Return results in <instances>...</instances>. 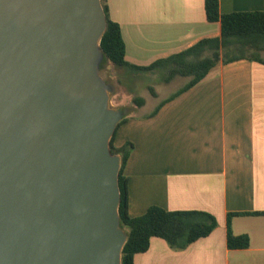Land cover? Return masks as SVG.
Wrapping results in <instances>:
<instances>
[{"label": "water", "instance_id": "95a60500", "mask_svg": "<svg viewBox=\"0 0 264 264\" xmlns=\"http://www.w3.org/2000/svg\"><path fill=\"white\" fill-rule=\"evenodd\" d=\"M106 28L102 0H0V264H122Z\"/></svg>", "mask_w": 264, "mask_h": 264}, {"label": "crops", "instance_id": "0c3cea01", "mask_svg": "<svg viewBox=\"0 0 264 264\" xmlns=\"http://www.w3.org/2000/svg\"><path fill=\"white\" fill-rule=\"evenodd\" d=\"M107 4L125 42L128 65L115 66L130 93L173 80L165 81L164 69L142 71L132 65L149 66L203 38L221 35V23L207 19L205 0ZM219 6L222 13L264 11V0H219ZM147 77L155 78L141 85ZM186 78L153 109L141 110L145 98L143 105L125 114L113 144L131 145L124 166L131 217L151 206L198 210L211 214L216 226L184 249L152 237L148 250L135 254L134 264H264V63H221L167 100L189 81ZM242 212L250 213L235 214ZM229 229L247 235L249 246L230 248Z\"/></svg>", "mask_w": 264, "mask_h": 264}, {"label": "trees", "instance_id": "16d2710c", "mask_svg": "<svg viewBox=\"0 0 264 264\" xmlns=\"http://www.w3.org/2000/svg\"><path fill=\"white\" fill-rule=\"evenodd\" d=\"M102 3L107 17V28L101 39L105 60L119 67L128 65L125 60V42L120 24L110 17L107 0H102ZM205 10L209 21L221 23L219 37L203 38L191 47L169 57L161 58L149 66L132 65L135 69L142 71L164 69L163 76L166 82H170L177 76L189 77V81L167 100L198 83L213 67L221 63L241 59L264 63V11L222 13L219 0H205ZM150 90L155 94L152 87ZM134 103L141 106L145 103V98L135 96ZM163 103L164 101L155 108L152 114H155ZM125 120L124 116L119 125ZM113 141L114 137L111 142L112 151L122 157L119 176L121 188L119 213L121 225L128 233V239L122 251V264H134L135 254L148 250L152 237H162L171 247L184 249L190 243L208 236L213 231L216 220L204 211L166 210L159 206H151L143 215L131 217L128 214L127 178L124 176V166L131 145L118 148ZM248 213L250 212L235 214ZM254 213L259 214L260 212ZM232 215L234 214H230V217ZM249 244L250 240L247 235H234L229 229L228 246L230 248H247Z\"/></svg>", "mask_w": 264, "mask_h": 264}, {"label": "rangeland", "instance_id": "374dc122", "mask_svg": "<svg viewBox=\"0 0 264 264\" xmlns=\"http://www.w3.org/2000/svg\"><path fill=\"white\" fill-rule=\"evenodd\" d=\"M101 77L108 82L111 87L110 91V107L115 109H122L125 114L130 113L134 110V97L142 96L147 99L145 106L141 109L142 111H149L151 108L153 109L157 102L162 100L165 95L168 93L175 91L181 84L187 80L186 77L177 76L172 80L170 84H156L154 85V92L151 90H147L144 88L138 92L129 91V85L126 83V80L123 75H121L119 69L110 61H104L100 70ZM148 79H144L141 85L153 82V78L155 77H147ZM156 83V82H155ZM159 94L157 95V92ZM134 96V97H133ZM137 112H140L137 110Z\"/></svg>", "mask_w": 264, "mask_h": 264}]
</instances>
